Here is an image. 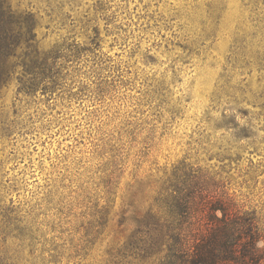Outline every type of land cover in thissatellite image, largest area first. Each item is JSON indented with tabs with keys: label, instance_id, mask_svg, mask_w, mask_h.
Instances as JSON below:
<instances>
[{
	"label": "rangeland",
	"instance_id": "1",
	"mask_svg": "<svg viewBox=\"0 0 264 264\" xmlns=\"http://www.w3.org/2000/svg\"><path fill=\"white\" fill-rule=\"evenodd\" d=\"M7 1L48 65L0 89V264L146 263L128 217L184 167L264 234V0Z\"/></svg>",
	"mask_w": 264,
	"mask_h": 264
},
{
	"label": "trees",
	"instance_id": "2",
	"mask_svg": "<svg viewBox=\"0 0 264 264\" xmlns=\"http://www.w3.org/2000/svg\"><path fill=\"white\" fill-rule=\"evenodd\" d=\"M33 27L32 13L18 12L0 0V89L18 66L23 67L17 76L20 89L34 91L44 77L47 58L36 48ZM128 219L135 228L125 252L119 251L141 257L144 264H264V246L259 245L264 234L256 216L224 182L203 170L178 168L152 205L145 212L135 209Z\"/></svg>",
	"mask_w": 264,
	"mask_h": 264
}]
</instances>
